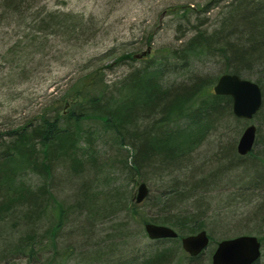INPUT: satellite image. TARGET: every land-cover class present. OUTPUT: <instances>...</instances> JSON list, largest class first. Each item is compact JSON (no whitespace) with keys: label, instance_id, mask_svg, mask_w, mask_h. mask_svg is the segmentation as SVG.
<instances>
[{"label":"trees","instance_id":"16d2710c","mask_svg":"<svg viewBox=\"0 0 264 264\" xmlns=\"http://www.w3.org/2000/svg\"><path fill=\"white\" fill-rule=\"evenodd\" d=\"M23 1L2 0L0 24ZM193 8L185 5L173 11L188 23L190 31L177 46L159 48L160 55L149 58L147 54L137 57L135 53H122L112 63L78 77L61 98L48 100L34 117L0 131V233L11 222L15 233H20L10 249L13 254H21L30 262L35 250L44 246L45 241L56 251L55 237L69 216L68 221L81 229L87 222L112 217L110 232L115 235L107 236L109 243L105 245L95 243L97 251L91 255L89 264H165L173 253L166 246L153 249L142 259L131 253H119L122 247L115 240L131 234L126 229L128 222L137 221L142 228L145 222L166 224L176 230L177 237L173 239L176 241L182 235L205 228L206 210L203 206L194 209L189 202L196 195L216 189L217 174L194 184H161L158 192L152 195L148 192L141 203L133 200L132 192L122 191L120 184L109 187L107 194L103 191L106 197L95 202L97 192L90 190L95 183L106 185L112 178L105 161L97 164L103 159L96 142L107 132L120 148L128 147L125 152L130 162L121 161V172L132 184L130 190H134L138 179L163 180L171 171L184 167L185 156L219 120L227 116L241 122L231 111L232 98L211 90L222 73H235L261 87L262 104L253 118L259 122L256 131L264 126V0H208ZM213 8L217 11L208 26H205L207 17L193 15V10L205 14ZM48 14L53 18V12ZM192 16L196 19L191 20ZM45 17L34 19L33 16L37 26H44L42 32L49 24ZM65 24L64 20L56 23L63 28ZM149 39L145 37L147 43ZM202 58L214 62L217 71L195 72L193 63ZM126 61H130L127 72L107 82L104 69ZM168 75L174 76L173 81H167ZM69 95L73 101L60 107V101ZM84 118L98 119L103 128L99 131L90 125L83 127ZM255 143L256 133L254 146ZM252 150L244 157L235 154L229 166L251 168L252 172L246 171L244 178L254 189L264 183V166L255 162L264 163V150L254 158ZM57 166L65 169L66 180L62 179L61 183L73 187L72 199L65 204L54 197L51 188L53 169ZM30 175L37 177V184L28 180ZM122 213L128 220L118 217ZM212 235L209 231V240L215 243ZM1 243L5 246L8 241L1 237ZM0 264L4 263L0 261Z\"/></svg>","mask_w":264,"mask_h":264},{"label":"rangeland","instance_id":"374dc122","mask_svg":"<svg viewBox=\"0 0 264 264\" xmlns=\"http://www.w3.org/2000/svg\"><path fill=\"white\" fill-rule=\"evenodd\" d=\"M1 1L0 6H3ZM207 1L24 0L23 3L16 4V12L0 24V131L14 128L34 117L45 107L48 100L61 98V94L65 93L64 91L78 77L91 69L112 63L122 53L138 55L149 48L146 56L149 58L156 54L159 56L160 52H157L159 48L177 46L190 31L187 30L188 23L179 18V13L173 11L185 5H191L196 9L198 5ZM216 11L217 8H213L203 14L193 10V15L207 17L209 21L205 26H208ZM49 12L54 13L53 18ZM56 15H59V18ZM33 16L34 19L44 16L45 21L49 19L44 32H42L44 26L40 24L37 26ZM190 19L196 18L192 16ZM59 20L66 23L64 28L56 25ZM145 37H150L149 43ZM129 63L130 61H126L104 69L105 80L115 81L127 72ZM193 70L213 74L217 71V65L202 58L193 63ZM173 77L168 75L166 79L170 82ZM73 99L71 95L65 96L60 101V107L65 105V102L71 103ZM250 123L256 128L259 125L256 117L238 122L233 117L226 116L219 120L216 127L207 132L202 142L185 156L184 167L171 171L172 174L166 175L163 180L154 178L145 181L149 195H152L158 192V188L161 189V184L164 183L194 184L204 177L217 174L216 189L196 195L189 202V206L194 209L203 206L202 208L206 210L204 229L213 234L215 243L209 242L202 255L191 261L188 254L182 250L179 241L150 240L142 225L131 220L126 225V229L131 231L129 237L115 240L117 245L122 247L119 253H131L142 259L153 249L166 246L172 248L173 253L170 261L165 264H211V254L216 242L232 236L249 234L260 240L261 256L257 264H264V183H259L258 188L252 189L251 185L245 183L244 178L246 171L252 172L251 168L233 165L231 171L226 169V163L239 155L236 152L237 140L244 127ZM81 124L83 127L93 126L99 131L103 128L98 119L84 118ZM105 135L104 137L102 135V140L98 139L96 142V146L98 145L101 150L100 158L103 159L97 161V164L105 161L112 178L106 185L97 182L90 188L94 194L97 192L93 202L106 197L107 191H110L109 187L120 184L126 194L135 193L137 187L136 185L134 190H130L132 184L127 182L126 176L121 172L123 169L121 161L127 159V163L130 162L125 152L128 147L120 148L114 143L110 132ZM263 142L262 124L261 130L256 131L253 158L260 156V152L264 150ZM246 159L241 160L244 162ZM255 162L260 167L264 166V163ZM53 170L54 180L51 183L53 195L65 204L72 199L73 187L61 183L62 179L66 180L65 169L62 166H57ZM28 180L34 185L38 183L37 177L33 175H30ZM103 191H106V194ZM52 205H55L54 202ZM123 214H119L118 217L121 218ZM68 218L55 237L56 251L45 241L44 246L35 250L36 255L30 262L21 254L15 255L10 250L20 233H15L12 229L13 223H9L7 229L0 233V238L4 237L8 241L5 246L3 243L0 244V261L4 264H45L47 261L49 264H89L92 261L91 255L97 251L95 243H98V246L105 245L109 243L106 240L107 236L115 233L110 232L109 220L112 217L100 222H87L83 229L77 228L75 222H69ZM122 218L128 220L124 216Z\"/></svg>","mask_w":264,"mask_h":264},{"label":"water","instance_id":"95a60500","mask_svg":"<svg viewBox=\"0 0 264 264\" xmlns=\"http://www.w3.org/2000/svg\"><path fill=\"white\" fill-rule=\"evenodd\" d=\"M150 49L141 53L145 55ZM139 56V54L135 55ZM213 92L218 95H229L232 98L231 111L234 116L242 119H251L259 110L262 103V93L259 85L235 73H222L213 85ZM256 127L247 125L236 144L238 154L248 153L254 143ZM136 192L133 200L141 203L148 195L149 189L144 181L136 183ZM144 230L151 240L175 238L177 232L166 224L145 222ZM181 247L190 256L199 255L208 245L209 237L205 230L180 238ZM261 243L254 235H239L226 238L218 242L211 255V264H253L260 257ZM253 262V263H252Z\"/></svg>","mask_w":264,"mask_h":264},{"label":"bare ground","instance_id":"6f19581e","mask_svg":"<svg viewBox=\"0 0 264 264\" xmlns=\"http://www.w3.org/2000/svg\"><path fill=\"white\" fill-rule=\"evenodd\" d=\"M259 88H260V91H261V93H262V90H261V87L259 86ZM236 152H237V150H236ZM238 153V152H237ZM231 160V159H230ZM230 160L228 161V163H226V169H228L227 167H232V166H229L231 163H230ZM216 168H218V167H216ZM218 171H220V170H218ZM137 182H138V180H137ZM137 182H135V184H134V187H133V189H135V186H136V183ZM135 193H133V195H134ZM223 240V239H222ZM221 241V240H220ZM219 241V242H220ZM217 244H218V242L215 244V246H214V249H213V252L215 251V249H216V247H217ZM212 252V253H213ZM253 263V262H252Z\"/></svg>","mask_w":264,"mask_h":264}]
</instances>
